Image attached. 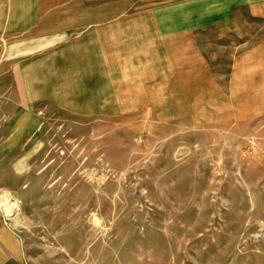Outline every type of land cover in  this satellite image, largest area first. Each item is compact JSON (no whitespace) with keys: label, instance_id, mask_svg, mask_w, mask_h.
Instances as JSON below:
<instances>
[{"label":"rangeland","instance_id":"374dc122","mask_svg":"<svg viewBox=\"0 0 264 264\" xmlns=\"http://www.w3.org/2000/svg\"><path fill=\"white\" fill-rule=\"evenodd\" d=\"M213 7L187 12L207 25ZM5 106L0 91V199L17 207L0 222L21 263L264 264V117L220 128Z\"/></svg>","mask_w":264,"mask_h":264},{"label":"crops","instance_id":"0c3cea01","mask_svg":"<svg viewBox=\"0 0 264 264\" xmlns=\"http://www.w3.org/2000/svg\"><path fill=\"white\" fill-rule=\"evenodd\" d=\"M188 4H212L211 23ZM0 91L5 110L251 123L264 117V0H0ZM0 264H23L2 222Z\"/></svg>","mask_w":264,"mask_h":264},{"label":"bare ground","instance_id":"6f19581e","mask_svg":"<svg viewBox=\"0 0 264 264\" xmlns=\"http://www.w3.org/2000/svg\"><path fill=\"white\" fill-rule=\"evenodd\" d=\"M7 194H5L4 196H6ZM3 196V197H4ZM2 197V196H1ZM10 199V198H9ZM8 200V199H7ZM5 200V201H7ZM4 200L0 199V206H1V209L3 210V212L7 215V216H10V214H12V211L14 209H16V205L13 204V205H10L9 203H5ZM4 207V209H3ZM16 211V210H15Z\"/></svg>","mask_w":264,"mask_h":264}]
</instances>
